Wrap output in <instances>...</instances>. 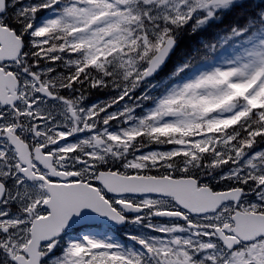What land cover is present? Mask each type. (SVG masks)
Here are the masks:
<instances>
[{"label": "snow or ice", "instance_id": "6c2138e0", "mask_svg": "<svg viewBox=\"0 0 264 264\" xmlns=\"http://www.w3.org/2000/svg\"><path fill=\"white\" fill-rule=\"evenodd\" d=\"M0 264H264V0H0Z\"/></svg>", "mask_w": 264, "mask_h": 264}, {"label": "rangeland", "instance_id": "374dc122", "mask_svg": "<svg viewBox=\"0 0 264 264\" xmlns=\"http://www.w3.org/2000/svg\"><path fill=\"white\" fill-rule=\"evenodd\" d=\"M221 50H222V53L224 54V55H228V54H230L231 52H232V48L231 47H229V45H224L222 48H220ZM138 92H139V90H138ZM102 94H104L105 96H104V98H103V100L104 99H107L108 98V95H109V93H106V92H102ZM92 97V95L89 97V98H91ZM123 103V102H122ZM164 220H161L160 222H163ZM160 222H158V223H160ZM133 227L134 226H131L130 227V229L128 230V231H132L133 230ZM127 231V232H128ZM121 237H123L124 239H126V236H124V233H120L119 234Z\"/></svg>", "mask_w": 264, "mask_h": 264}]
</instances>
